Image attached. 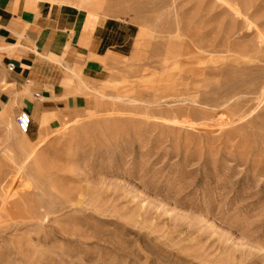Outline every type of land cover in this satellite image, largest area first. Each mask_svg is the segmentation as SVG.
<instances>
[{"label": "rangeland", "instance_id": "obj_1", "mask_svg": "<svg viewBox=\"0 0 264 264\" xmlns=\"http://www.w3.org/2000/svg\"><path fill=\"white\" fill-rule=\"evenodd\" d=\"M43 1L131 36L0 110V264H264V0Z\"/></svg>", "mask_w": 264, "mask_h": 264}, {"label": "crops", "instance_id": "obj_2", "mask_svg": "<svg viewBox=\"0 0 264 264\" xmlns=\"http://www.w3.org/2000/svg\"><path fill=\"white\" fill-rule=\"evenodd\" d=\"M130 36L126 23L72 5L0 0V110L14 105L32 120L40 110L50 113L59 104L55 96L64 89L67 69L124 56Z\"/></svg>", "mask_w": 264, "mask_h": 264}, {"label": "bare ground", "instance_id": "obj_3", "mask_svg": "<svg viewBox=\"0 0 264 264\" xmlns=\"http://www.w3.org/2000/svg\"><path fill=\"white\" fill-rule=\"evenodd\" d=\"M6 117L2 118V121H5ZM3 185V184H1ZM1 188V186H0ZM9 190V189H8ZM1 192V191H0ZM8 192V191H7ZM9 197V196H8ZM15 205V206H14ZM16 202L8 198L3 199L0 202V223L6 218L8 220H16L17 218H24L21 216L20 210H15ZM23 207V205H22ZM26 214V213H25ZM44 216V215H43ZM41 216H39L40 218ZM25 218H28V214L25 215ZM37 218V219H39ZM36 219V218H34ZM11 223V222H10ZM17 223V222H16ZM13 224V223H12ZM2 227V226H1ZM3 228V227H2Z\"/></svg>", "mask_w": 264, "mask_h": 264}, {"label": "built area", "instance_id": "obj_4", "mask_svg": "<svg viewBox=\"0 0 264 264\" xmlns=\"http://www.w3.org/2000/svg\"><path fill=\"white\" fill-rule=\"evenodd\" d=\"M10 68H14V65H9ZM33 120L30 114L21 112L17 119L18 130L21 134L28 135L31 131Z\"/></svg>", "mask_w": 264, "mask_h": 264}]
</instances>
